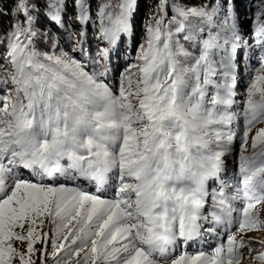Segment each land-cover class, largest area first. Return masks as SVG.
<instances>
[{"label":"snow or ice","instance_id":"1","mask_svg":"<svg viewBox=\"0 0 264 264\" xmlns=\"http://www.w3.org/2000/svg\"><path fill=\"white\" fill-rule=\"evenodd\" d=\"M141 2L0 0V264H264V0Z\"/></svg>","mask_w":264,"mask_h":264},{"label":"trees","instance_id":"2","mask_svg":"<svg viewBox=\"0 0 264 264\" xmlns=\"http://www.w3.org/2000/svg\"><path fill=\"white\" fill-rule=\"evenodd\" d=\"M152 2V0H143V2H141L140 4V9H139V12L137 13L136 15V22H137V26H138V29H140V35L142 36L143 32L141 31L142 30V27H141V24H142V21L144 20V18L146 17L147 15V12H148V8H149V4ZM192 3H196L197 0H191ZM10 3L9 4H6L5 7H10ZM71 10L69 9V12ZM7 20V17H5V21ZM53 28H55V25H52ZM78 27V26H77ZM140 40V39H139ZM138 41V40H137Z\"/></svg>","mask_w":264,"mask_h":264},{"label":"rangeland","instance_id":"3","mask_svg":"<svg viewBox=\"0 0 264 264\" xmlns=\"http://www.w3.org/2000/svg\"><path fill=\"white\" fill-rule=\"evenodd\" d=\"M243 10V9H242ZM135 23H136V34H135V37L133 38L132 42H131V49H132V54L135 53V48H136V45L140 42V38H141V33H140V29H138V26H137V22H136V18H135ZM245 28H247V24H245ZM143 32V29L141 30ZM138 40V41H137ZM125 62L124 61H121V64L123 65ZM244 90V87L242 89V91ZM261 126V125H258V127ZM94 187L93 185L90 186V190L91 191H95L94 190ZM254 237L256 239H264V232L263 233H260V231L256 232L253 234ZM37 247H39V245H37ZM37 264H39V261H37ZM49 264H51V261H49ZM245 264V263H244ZM246 264H249V262H247ZM257 264H259V262H257Z\"/></svg>","mask_w":264,"mask_h":264}]
</instances>
